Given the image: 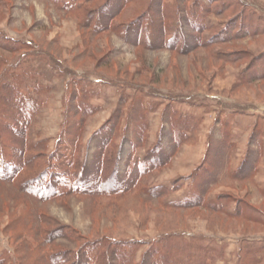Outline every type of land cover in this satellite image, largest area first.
<instances>
[{"label":"rangeland","instance_id":"1","mask_svg":"<svg viewBox=\"0 0 264 264\" xmlns=\"http://www.w3.org/2000/svg\"><path fill=\"white\" fill-rule=\"evenodd\" d=\"M259 113L264 0H0V170L28 162L0 184V264H91L110 248L115 264H264ZM112 118L114 135H97ZM186 121L190 147L169 166L101 195L98 165L128 188L133 161L160 138L173 152ZM59 171L53 199L17 189ZM197 193L225 212L183 205Z\"/></svg>","mask_w":264,"mask_h":264},{"label":"trees","instance_id":"2","mask_svg":"<svg viewBox=\"0 0 264 264\" xmlns=\"http://www.w3.org/2000/svg\"><path fill=\"white\" fill-rule=\"evenodd\" d=\"M187 21L188 20L186 19V23H188ZM182 26H185L184 22H183V24L181 23V27ZM257 77L263 78L262 74H259ZM250 82H252V80H250ZM186 122H188V121H186ZM184 125H187L186 126L187 128L190 127L189 122L185 123V124H184V122H182V123L180 122L176 126V128H177L176 134L173 135V137L171 138V141H173L175 146H177V148L175 150H173V152L169 153V151L166 150L165 143L161 140L162 138H160L156 144H154L151 148H149L147 150L146 156L144 158L135 159L133 161V163L131 164V167L130 168L128 167V170L125 172L128 175H130V178L128 180L130 182V187H128V188L125 187V185L119 187V185H117V181L115 182V180L117 178L118 171H119V170H117L116 167L113 169V171L111 173H109V175L106 176V178H103V175H104L103 170L98 165V172L99 173L96 174L95 179L98 178V181H102L105 179L106 183H107L106 185L101 187V192H103V193H101V195L102 194H103V196L109 195L110 197L115 196V195L116 196L117 195H124V194H126V192L129 191V189H133L135 187V185L138 183V180L141 177L148 175L150 172L160 170L164 166L168 165V163L171 161L173 155L175 154V151L182 145L183 142L186 141L185 134L183 132L179 131V128L183 127ZM117 127H118V122L115 121L113 118L109 119L97 131V135L101 133L102 135L104 134L103 137H111L116 132ZM108 131H111V132L108 134ZM103 140H106V139L103 138ZM100 144H99V147H102V148L106 147V145L104 146V143H102L101 145ZM123 147H124L123 142L119 143V148L117 149V151H118L117 155L118 156L120 155ZM99 156L101 157L102 155L100 154ZM22 162H24V163L23 164L21 163L20 165H17L14 162H7V167L12 170L11 172L8 171V173L2 167V169L0 170V184L1 185H7V184L10 185L11 183H13L16 180L18 175L23 171V168L28 167V164H27L28 162H25V160H23ZM248 166H250V164H248V162L245 161V163L242 165V167L238 168L235 173H237V175L241 176V177H246V176L250 175V173L253 171L252 168L254 166L251 167L250 173L249 172H242V169H243V171H244V169L247 170ZM82 169H83L84 173H81L79 176V180H76L79 184H81L82 182L84 183V179L86 176L85 171L88 172L87 165L82 166ZM125 169H127V168H125ZM51 173L52 172H50L47 175H46V173H43L38 178H36V177L28 178V179L24 180L22 183L18 184L17 189L23 193H27V194L32 193V195H36V194L40 193L41 200H43L44 202L48 201L50 199H53L54 197L59 195L58 194V191H59L58 186H59L60 182L62 181V177H63L64 173L61 171L55 172V175H53V176ZM46 176H47L46 182L43 186L42 179H43V177H46ZM120 178H123V177L121 176ZM81 179H83V180H81ZM32 186H34V187L37 186L38 189H36V194L33 193L34 191L32 192V189H31ZM67 192L69 195L73 194L74 192L82 193L84 195L90 194V191H88L86 189H77V188H74L72 190H68ZM191 196L192 195L187 196V198L185 199L184 204H183V205H186L188 208L208 206V207H211L216 212H225V211H223L225 209V208H223L224 206L221 207L212 200H209V199L206 200L205 198H203V196L200 193H197L192 197ZM153 197L157 198V195H153ZM169 235H170V233H169ZM169 235L166 236V238H170ZM176 236H177V238L181 237L179 235H176ZM192 238L195 241L199 240V236H192ZM165 241H166L165 238L158 239V242H165ZM177 241H178L177 243H179V241H183V238H180ZM191 243L193 245L195 242H191ZM111 244H112V246H114V245H117L118 242L114 241ZM165 245L175 246L176 244L175 243L171 244L167 239ZM110 249H107L104 252L99 251L98 253H96L94 255L93 259L90 258L92 260V262H90V263L91 264H115V262H114L115 257H116L115 251L112 249L110 250ZM113 249H115V248H113ZM179 249H180L179 251H182V252L186 251L185 245L184 246L182 245ZM169 251L165 250L164 252H162V254H160V256L163 259H167V260H165V261H167V263H171L169 260L170 259L169 257L171 254ZM144 255H145V257L142 260V264H153V262L155 264L158 263L157 258L152 260V256L150 259H148L146 254H144ZM109 257H111L110 260H109ZM90 259H89V261H90ZM117 259H119V258H117ZM79 264H82V263H79ZM83 264H86V263H83Z\"/></svg>","mask_w":264,"mask_h":264},{"label":"crops","instance_id":"3","mask_svg":"<svg viewBox=\"0 0 264 264\" xmlns=\"http://www.w3.org/2000/svg\"><path fill=\"white\" fill-rule=\"evenodd\" d=\"M66 87H68L67 85H66ZM61 102H62V97H61ZM63 103V102H62ZM260 114V115H259ZM258 115H256L257 116V118H256V123L254 122V124L252 125V127L254 126V127H258L260 130H259V132H260V136H264V135H262V134H264V113H259ZM212 123H210V125H211ZM262 127V128H261ZM201 128V125H199L197 128H195V130H194V133H197L198 131H199V129ZM189 133V132H188ZM193 133V134H194ZM190 139V136L187 138V140H189ZM187 140L185 141V142H183L182 143V145L179 147L180 149H179V151L182 149V150H184V147L185 148H189L190 146H188V142H187ZM263 141V140H262ZM261 147V154H260V159L257 161V163H256V166H257V169L259 168V166H260V164L264 161V141H263V143H262V145L260 146ZM174 159H175V155L172 157V160H171V162L172 161H174ZM259 163V164H258ZM170 164V163H169ZM169 164L167 165V166H169ZM166 168V166L165 167H163L162 168V170L163 169H165ZM161 170V169H160ZM189 171H194V169H191V170H189ZM176 175H178L177 173H171V175H170V177H169V179H173V177H175ZM161 181H164L165 182V179L164 180H161ZM167 181V180H166ZM225 247H226V250L228 249V246H229V244H227V243H225V245H224Z\"/></svg>","mask_w":264,"mask_h":264}]
</instances>
